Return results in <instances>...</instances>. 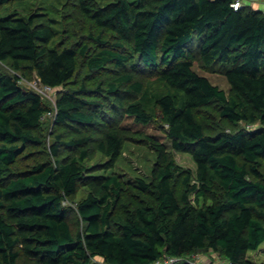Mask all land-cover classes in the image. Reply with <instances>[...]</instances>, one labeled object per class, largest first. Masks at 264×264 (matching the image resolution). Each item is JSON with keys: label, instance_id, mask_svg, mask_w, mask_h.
<instances>
[{"label": "trees", "instance_id": "1", "mask_svg": "<svg viewBox=\"0 0 264 264\" xmlns=\"http://www.w3.org/2000/svg\"><path fill=\"white\" fill-rule=\"evenodd\" d=\"M233 1L77 0L88 18L129 41L137 53L130 60L96 36L102 46L87 56L90 71L107 63L132 70L147 66L169 89L156 96L152 111L141 99L127 100L144 94L132 72L107 82L115 109L142 123L158 114L166 125L168 143L151 134L145 138L155 163L149 180L136 178L147 193L140 201L123 197L116 173H95L113 166L126 140L124 131L110 125L98 142L107 156L99 165L82 163L89 134L64 140L57 133L50 143L53 160L16 170L26 144L38 139L35 128L44 113L53 111L57 123L96 125L103 123L101 103L84 96L92 89L81 83L59 89L52 108L38 92L20 88L17 75L0 69V264H17L21 251L38 264H94V255L105 264H152L164 257L175 258L170 264H189L191 253L208 249L232 264H264L246 257L264 242V11L244 0L234 8ZM54 34L34 14L0 15V60L9 59L15 69L27 61L42 82L66 85L87 45H51ZM196 54L224 73L229 95L193 68ZM213 99L220 101L222 116L248 126L206 132L194 109ZM61 144L83 147L63 159L57 156ZM170 146L191 152L194 180L169 155ZM181 173L177 195L174 182ZM81 182L88 190L76 208L84 225L73 231L64 202Z\"/></svg>", "mask_w": 264, "mask_h": 264}, {"label": "rangeland", "instance_id": "2", "mask_svg": "<svg viewBox=\"0 0 264 264\" xmlns=\"http://www.w3.org/2000/svg\"><path fill=\"white\" fill-rule=\"evenodd\" d=\"M244 2L249 4L250 0H244ZM259 7L264 9L263 4ZM10 12L24 16L34 14L36 21L44 24L50 23L55 31L54 38L50 42L51 45L59 43L74 44L76 48H80L83 44L87 45L85 54H78L77 69L72 80L66 85L55 87L53 91L47 93L39 92V94L46 105L54 108L55 98L59 89L70 85L78 86L83 83L92 89L89 93L83 95L101 103L98 111L100 114L99 119L103 121V123L96 125L74 126L67 123H57L54 121L52 113H44L39 125L35 128L38 139L26 144L25 149L19 154L13 167L16 170H23L39 161L53 160L55 156L51 153L50 143L56 138L57 133H60L64 140L89 134L91 139L84 145L87 149V156L82 163L91 167L99 165L107 159V156L98 149V142L103 137L104 127L110 125L124 131L127 135L126 140L124 141L121 155L113 166L104 170H96L95 173H116L122 182L123 197L130 196L136 201L145 199L147 193L137 186L136 178L142 177L149 180L151 169L155 163V152L145 138L151 134L158 140L168 143L166 125L158 114L148 123H142L137 122L132 115L118 111L112 106V94L107 91L106 87L109 80L121 75L123 72H132L134 79L143 82L144 94L141 97L137 95L133 98H127V100L135 101L141 99L148 110L157 111L156 96L169 89L162 80L157 78L156 70L147 66H140L136 70L123 69L107 63L99 70L90 71L86 64L87 56L102 46L94 38L96 36L107 41L108 46L111 48L120 49L123 53L128 54L130 60H136L137 53L129 41H123L112 29L101 27L88 18L78 6L77 0H8L5 3H0V15ZM117 42H122L123 46L119 48L115 44ZM28 64L29 62L22 61L21 68L15 69L9 59L0 60V69L5 74L17 75L20 88L32 89L29 82L37 75L35 69L29 67ZM192 66L198 73L207 76L212 83L224 89L226 95L230 94V85L224 73L216 66H206L197 54L193 59ZM220 106V101L213 99L207 104L194 109L196 118L203 124L206 132L214 133L219 129L234 130L242 125L248 126L244 121H240L237 124L229 121L220 114ZM136 131H140V133ZM81 147L83 146L61 144L57 156L69 159L77 156ZM168 151L177 164L183 169L191 171V177L194 180L196 164L191 152L176 150L171 146ZM260 161V170L264 179V159L261 158ZM182 174H179L174 182V189L177 195L181 192ZM87 190L88 186L86 184L79 183L72 199L64 202L70 207L67 217L73 231L81 229L84 225L78 214L76 203ZM190 197L193 199L194 194L192 193ZM246 257L254 261H264V242L256 249L248 250ZM194 258L197 264H232L221 253L212 249L196 251ZM92 260L94 264H105L103 258L99 255H94ZM17 264L38 263L34 257L21 251Z\"/></svg>", "mask_w": 264, "mask_h": 264}, {"label": "built area", "instance_id": "3", "mask_svg": "<svg viewBox=\"0 0 264 264\" xmlns=\"http://www.w3.org/2000/svg\"><path fill=\"white\" fill-rule=\"evenodd\" d=\"M241 3H242L241 0H234L231 4L234 8H237L241 5ZM29 83L32 89L38 93L39 92L47 93V92L53 91L55 88L54 86L50 84L42 82L37 76L33 80H31ZM49 113L53 114V111L52 112L50 111ZM194 253L195 252L191 253L188 257L189 264H197L194 258ZM174 259H175L174 257H164L163 259H157L152 264H170V262Z\"/></svg>", "mask_w": 264, "mask_h": 264}, {"label": "crops", "instance_id": "4", "mask_svg": "<svg viewBox=\"0 0 264 264\" xmlns=\"http://www.w3.org/2000/svg\"><path fill=\"white\" fill-rule=\"evenodd\" d=\"M263 4L264 6V0H250V3L248 4L249 6L260 9L261 11H264V9H261L259 6Z\"/></svg>", "mask_w": 264, "mask_h": 264}]
</instances>
